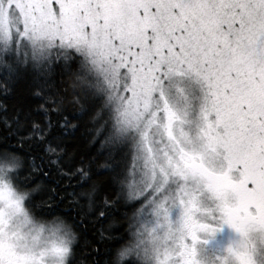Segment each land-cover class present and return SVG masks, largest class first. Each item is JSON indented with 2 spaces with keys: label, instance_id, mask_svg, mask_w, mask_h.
I'll use <instances>...</instances> for the list:
<instances>
[{
  "label": "snow or ice",
  "instance_id": "1",
  "mask_svg": "<svg viewBox=\"0 0 264 264\" xmlns=\"http://www.w3.org/2000/svg\"><path fill=\"white\" fill-rule=\"evenodd\" d=\"M0 264H264V0H0Z\"/></svg>",
  "mask_w": 264,
  "mask_h": 264
},
{
  "label": "rangeland",
  "instance_id": "2",
  "mask_svg": "<svg viewBox=\"0 0 264 264\" xmlns=\"http://www.w3.org/2000/svg\"><path fill=\"white\" fill-rule=\"evenodd\" d=\"M187 82H184V84H181V87L186 86ZM232 236L231 231L225 227L221 232L217 233L216 235V243L223 244L224 242L227 241V239Z\"/></svg>",
  "mask_w": 264,
  "mask_h": 264
}]
</instances>
